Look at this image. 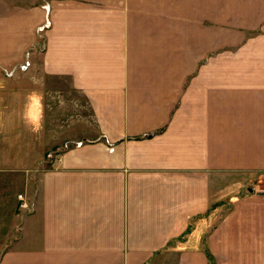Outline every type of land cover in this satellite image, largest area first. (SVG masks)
Returning <instances> with one entry per match:
<instances>
[{"label":"crops","instance_id":"0c3cea01","mask_svg":"<svg viewBox=\"0 0 264 264\" xmlns=\"http://www.w3.org/2000/svg\"><path fill=\"white\" fill-rule=\"evenodd\" d=\"M62 78L91 122L40 169ZM263 172L264 0H0V264H214L255 202L223 247L254 264Z\"/></svg>","mask_w":264,"mask_h":264},{"label":"rangeland","instance_id":"374dc122","mask_svg":"<svg viewBox=\"0 0 264 264\" xmlns=\"http://www.w3.org/2000/svg\"><path fill=\"white\" fill-rule=\"evenodd\" d=\"M25 67V66H23ZM7 78V76H6ZM25 87L28 85V82L24 83ZM30 85V83H29ZM55 93L52 95L54 98L52 99H48L45 100L47 105H50V107H48V110L51 112L49 117V121L47 120L46 125L49 127V136L51 141L50 142H56V145L53 146H46L44 149L46 150V155L44 157L43 160H41V162L39 163L40 169L43 167H47L50 165L51 160H53L54 158L57 157V155L62 152L63 149H65L67 146H69L70 140L69 137H74V135H78L77 133L80 131V125L83 124H89L91 122L90 120V116L87 112V105L86 103L81 99L80 96H78V94L69 87V82L67 79H56L55 80ZM54 109H50L52 107H54ZM75 135V136H76ZM10 136V137H9ZM9 136H7V138H11L14 137L15 135H13L12 133L9 134ZM36 136V141L38 143L39 139H37V134H35ZM72 139V138H71ZM10 141V140H9ZM41 143H38L41 147L42 145V139L40 140ZM72 142V141H71ZM15 144V143H14ZM17 145V144H16ZM13 146V145H12ZM15 146V145H14ZM32 146V145H29ZM50 147V148H49ZM49 148V149H48ZM42 149V147H41ZM36 152V149L34 150V153ZM24 155V151L22 150L21 147H18L17 152H15V156H16V164H22V157ZM21 156V159H20ZM20 159V160H19ZM25 164V163H24ZM37 163H35L36 165ZM34 169H37L34 167ZM241 180V179H240ZM254 183L251 184L253 187H255L256 189L258 188V185H264V172L258 174L255 178H254ZM263 181V182H262ZM237 186V185H236ZM236 186H232L231 189H239L236 188ZM240 189H243V187H241ZM239 190V193H233L231 195V200L228 198V200L230 201H236L239 200V198H243V193ZM237 194V195H236ZM250 194V193H249ZM258 195H261L260 197H258ZM262 195H264L263 193H253L250 194L248 196H256V200L257 202H262L264 201V198L262 197ZM18 196H22V195H18ZM17 196V198H18ZM23 198V197H22ZM236 198V199H235ZM19 200V198H18ZM227 200V201H228ZM232 202H229L228 205H226L224 208L221 210H218V203L216 206L217 212L216 214L218 215V217H220V219H223L225 216L226 219L228 218V222H226L223 226L222 225H216L215 228H217L216 230V242L217 245L220 247L221 250L216 252V256H215V261L214 264H243V257H228V250L225 251L223 250L224 245L226 244L225 242V238L227 236H229V249L232 245L235 243V245L237 246V243H239V239L243 240V217L246 218L247 214L250 211H253L255 209H252L253 205H251V203H255V202H251L249 204L243 203V204H238V206H235L234 211H231V204ZM27 205V204H26ZM263 205V204H260ZM27 208V206L25 207ZM219 208V209H220ZM256 209H264V207H258ZM231 212V213H230ZM235 213V214H234ZM232 214V215H230ZM253 217H257L260 218L261 214L259 212V215H253L251 214L248 218H253ZM220 220L216 223V224H220ZM256 223V221H255ZM206 231V228H205ZM238 234V236L235 235ZM253 234H256L257 231L255 229H253L252 231ZM235 241V242H234ZM254 242V241H253ZM217 247V248H219ZM241 248L243 249V243ZM227 253V254H226ZM260 258H264V257H260ZM264 264V259H258L256 262L254 261V264Z\"/></svg>","mask_w":264,"mask_h":264},{"label":"built area","instance_id":"2783aa9c","mask_svg":"<svg viewBox=\"0 0 264 264\" xmlns=\"http://www.w3.org/2000/svg\"><path fill=\"white\" fill-rule=\"evenodd\" d=\"M263 182V181H262ZM247 191H250V192H252V193H263L264 194V185H258V188L256 189L255 187H253V186H250L249 187V190H247ZM18 198H19V201L21 202L20 204H19V207L20 208H25L27 205H26V203L23 201V198H22V196H18Z\"/></svg>","mask_w":264,"mask_h":264}]
</instances>
